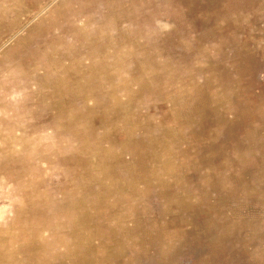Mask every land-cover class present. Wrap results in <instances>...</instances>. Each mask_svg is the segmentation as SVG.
<instances>
[{
  "label": "rangeland",
  "instance_id": "obj_1",
  "mask_svg": "<svg viewBox=\"0 0 264 264\" xmlns=\"http://www.w3.org/2000/svg\"><path fill=\"white\" fill-rule=\"evenodd\" d=\"M0 264H264V0H0Z\"/></svg>",
  "mask_w": 264,
  "mask_h": 264
}]
</instances>
